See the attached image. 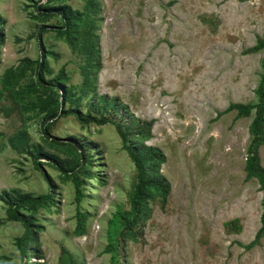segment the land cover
Segmentation results:
<instances>
[{
  "label": "rangeland",
  "instance_id": "obj_1",
  "mask_svg": "<svg viewBox=\"0 0 264 264\" xmlns=\"http://www.w3.org/2000/svg\"><path fill=\"white\" fill-rule=\"evenodd\" d=\"M91 2L99 7L91 11L103 66L98 95L118 97L132 115L153 121L145 143L164 152L161 173L171 184L166 202L149 201L138 239L123 245L138 176L126 146L139 139L126 142L112 122L86 123L77 113L60 114L48 132L43 128L57 104L42 84L64 69L67 84L80 87L86 64V55L58 33L61 17L47 7L85 12ZM0 15V264L22 261L17 242L25 226L8 217L22 193H52L32 214L39 225L35 264H264V236L244 247L255 239L263 212L264 191L245 170L255 110L248 117L221 114L233 102L258 100L264 49L247 51L264 34V0H0ZM43 60L50 71L42 82L37 61ZM11 71L18 81L6 84ZM92 92L81 99L83 114ZM24 133V145L51 155L39 160L53 192L35 163L37 151L13 145ZM58 141L89 148L83 169L93 175L81 173L79 200L74 180L58 165L69 169L80 153ZM259 156L264 166V145ZM21 211L32 213L26 206Z\"/></svg>",
  "mask_w": 264,
  "mask_h": 264
},
{
  "label": "trees",
  "instance_id": "obj_2",
  "mask_svg": "<svg viewBox=\"0 0 264 264\" xmlns=\"http://www.w3.org/2000/svg\"><path fill=\"white\" fill-rule=\"evenodd\" d=\"M41 8L43 9L46 7L39 5L38 9L40 10ZM47 8L48 14L58 15L61 17L63 24L60 27H56L58 33L64 35L75 48L86 55V64L82 66L84 82L80 87L67 84L68 76L66 75L64 69H62L61 72L53 78L47 80V84H42L44 93L47 95V100L54 101L57 104L56 109L50 111L46 121L43 123L44 131L48 132V129L54 125L55 118H57L60 114L65 115L77 113L78 118L86 123H90L92 121L98 124L112 122L117 127L126 142L129 139H139L134 141V143H128L126 146L136 165L138 176L135 189L131 195V211L133 216H126L124 221L125 224L120 234L119 242L123 245V241L126 238L138 239L140 234V230L138 228L146 221L151 210L149 207V201L154 199L156 196H159L163 202H166L168 198L171 184L161 173V165L166 161V156L158 147L147 145L145 143L151 134L153 121H147L132 115L128 110V106L121 103L118 97H111L108 94L98 95L96 80L97 75L103 66L98 47V36L96 34V30L98 29V19L91 14V11L99 8L98 5L93 2L89 3L87 6L88 9L85 12L74 11L70 6H64L62 11L59 10L60 7L58 6L55 7V9H57L55 11L52 7ZM1 20L2 18L0 15V25L2 24ZM46 30L47 28L43 27L39 33L40 38ZM262 49H264V34L258 37L257 43L249 48L247 52L255 53ZM41 51L43 56L46 53V49L42 42ZM43 61H37L40 66L39 76L41 77L42 82L45 78V71H50L46 61ZM262 67L263 71L261 78L257 88L255 89L258 97L257 102H233L229 105L226 111H223L221 114L237 110L238 117H248L255 110L254 117L249 127V132L252 138L247 148L245 170L247 178H257L259 180L261 190L264 191V166L261 164L259 156V148L264 145V58L262 60ZM17 77L18 76L15 71L8 72L6 75V84L12 83L10 78L13 79V82L18 81ZM91 91L93 92L90 111L83 114L79 110L81 99L85 94H89ZM67 102L70 103V107H63V105ZM103 110H111V113H105ZM93 111H96V113H93ZM24 143H28L27 134L25 133L13 139L14 147L20 152H29L30 150L28 148L37 151L35 153L34 160L37 167L42 170L39 158L44 156L51 158V155H48L42 146L32 145V147H30L29 144L24 145ZM57 143H63L65 146L72 147L80 153L81 159L78 158L71 165L69 164V160L66 161L69 164V169L64 166L66 163L58 165L62 172L71 176L74 180L79 200L83 194L81 189V173L93 175L92 172L84 171L83 169V165L85 164L84 162L88 161V158L90 157L89 148L88 146L86 147L85 145L78 144L76 141H58ZM43 174L49 181L50 191L53 192V185L49 175L44 171ZM51 197L52 193L40 196H34L30 193H22L15 199V201L10 203L8 208V217L22 222L25 226V232L21 237H19L17 242L22 251V261L20 264H35L32 260L33 255L38 254L40 251L38 247L32 249V242H35L38 239L36 228L39 225L35 224L34 216L32 214L38 206L44 204ZM25 206L32 211V213L27 214L22 212L21 208ZM262 206L263 212L261 215V227L258 230L255 239L248 245L244 246L247 249H250L254 245L258 244L264 236V197L262 200ZM119 255L121 257H126L123 248L119 250Z\"/></svg>",
  "mask_w": 264,
  "mask_h": 264
}]
</instances>
